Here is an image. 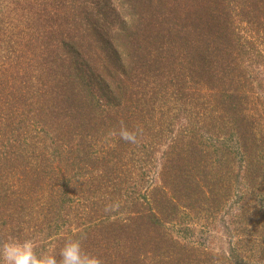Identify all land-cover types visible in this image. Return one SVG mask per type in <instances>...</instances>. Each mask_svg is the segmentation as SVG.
<instances>
[{"label": "trees", "instance_id": "obj_1", "mask_svg": "<svg viewBox=\"0 0 264 264\" xmlns=\"http://www.w3.org/2000/svg\"><path fill=\"white\" fill-rule=\"evenodd\" d=\"M11 238L58 261L78 240L102 264H264V0H0Z\"/></svg>", "mask_w": 264, "mask_h": 264}, {"label": "clouds", "instance_id": "obj_2", "mask_svg": "<svg viewBox=\"0 0 264 264\" xmlns=\"http://www.w3.org/2000/svg\"><path fill=\"white\" fill-rule=\"evenodd\" d=\"M120 137L128 142H136V134L121 127ZM60 260L47 252L37 254L32 240L23 242L16 238L0 243V264H102L99 257L82 250L78 240L66 241L60 250Z\"/></svg>", "mask_w": 264, "mask_h": 264}, {"label": "rangeland", "instance_id": "obj_3", "mask_svg": "<svg viewBox=\"0 0 264 264\" xmlns=\"http://www.w3.org/2000/svg\"><path fill=\"white\" fill-rule=\"evenodd\" d=\"M207 245L218 251H226L228 249V240L224 234H222L218 229L211 232V237L207 240Z\"/></svg>", "mask_w": 264, "mask_h": 264}]
</instances>
